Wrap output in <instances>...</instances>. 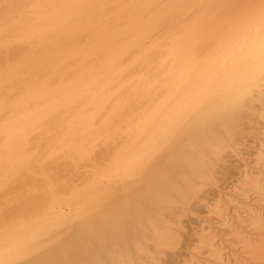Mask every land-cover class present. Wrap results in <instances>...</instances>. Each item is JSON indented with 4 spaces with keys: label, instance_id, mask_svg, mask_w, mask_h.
Wrapping results in <instances>:
<instances>
[{
    "label": "bare ground",
    "instance_id": "6f19581e",
    "mask_svg": "<svg viewBox=\"0 0 264 264\" xmlns=\"http://www.w3.org/2000/svg\"><path fill=\"white\" fill-rule=\"evenodd\" d=\"M258 5L0 0V264H264Z\"/></svg>",
    "mask_w": 264,
    "mask_h": 264
},
{
    "label": "rangeland",
    "instance_id": "374dc122",
    "mask_svg": "<svg viewBox=\"0 0 264 264\" xmlns=\"http://www.w3.org/2000/svg\"><path fill=\"white\" fill-rule=\"evenodd\" d=\"M261 14L259 15L258 18H256L254 21L251 22V24H249L246 28V32L245 34H243L242 36H240V38L242 37V39H240L241 41H239V44L241 42V44H245L248 43L249 45L252 43L254 40V44H259V42L261 43L263 40L264 41V18L260 17ZM258 19V20H257ZM256 21V22H255ZM254 22V23H253ZM253 23V24H252ZM253 26V27H252ZM250 30V31H249ZM248 33V34H247ZM251 34V36L249 35ZM256 35V36H255ZM244 36V37H243ZM247 37V38H246ZM261 37L260 39L257 40V38ZM245 38V39H244ZM249 38V39H248ZM256 38V39H255ZM238 39H236L237 42V46L238 45ZM245 40V41H244ZM257 41V42H256ZM259 41V42H258ZM235 42V43H236ZM250 42V43H249ZM247 44V45H248ZM236 46V47H237ZM246 152V151H244ZM244 155V154H243ZM243 157H247V155L245 154ZM165 159H167L166 157L163 158V163L165 162ZM238 157H233V161L237 160ZM227 175V176H226ZM224 176H221L220 174H216V178L217 180H214V185H212L211 187L204 189V191H202L200 194L203 196L206 194V192H208V197L211 199L212 196L216 195V193H218V190L220 188H225L228 187V185L230 184V182L233 180L234 178V173L233 170L232 172H228L227 174ZM220 187V188H219ZM200 202V203H199ZM192 209L191 212L189 213V215L187 216H182L181 218L178 217H171L168 218L167 220L170 221V225L172 224V227L176 230L179 228V221L178 219H181V221L183 222V225H185L186 229L185 231L189 230L190 227L193 228H199V222H202V220L207 216V209L205 207V202L201 201L200 199H196L193 200L192 203ZM205 207V208H204ZM174 221V222H173ZM178 221V222H177ZM198 222V223H197ZM178 224V225H177ZM178 226V227H177ZM184 231V232H185ZM185 234V233H184ZM152 243L149 244V253H153L154 249L152 248ZM62 248L60 247L59 250H61ZM190 250H188L186 247H184V245L180 244L177 249H176V253L174 258L175 259H171L170 255L167 254H156L158 258H160L161 264H180L181 260L185 257H187V254L189 253Z\"/></svg>",
    "mask_w": 264,
    "mask_h": 264
},
{
    "label": "snow or ice",
    "instance_id": "6c2138e0",
    "mask_svg": "<svg viewBox=\"0 0 264 264\" xmlns=\"http://www.w3.org/2000/svg\"><path fill=\"white\" fill-rule=\"evenodd\" d=\"M258 8H259L261 17L264 18V0H259ZM262 74H264V70H262Z\"/></svg>",
    "mask_w": 264,
    "mask_h": 264
}]
</instances>
